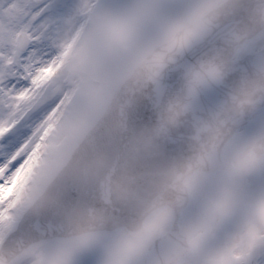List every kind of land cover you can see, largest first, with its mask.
Here are the masks:
<instances>
[{
  "label": "water",
  "instance_id": "obj_1",
  "mask_svg": "<svg viewBox=\"0 0 264 264\" xmlns=\"http://www.w3.org/2000/svg\"><path fill=\"white\" fill-rule=\"evenodd\" d=\"M240 2L248 12L235 20L239 27L250 23L252 12L264 5V0H228V14L210 12L132 71L67 164L2 243L1 263H9L33 243L53 238L121 228L130 238H141L143 222L152 212L168 207L177 217L186 206V177L198 169H223L224 144L264 104L261 55L247 57L229 70L231 54H224L216 62L221 68L217 72L202 71L205 57L193 61L191 56L209 53H203L207 39L200 35L212 34L232 20ZM250 35L239 34L232 46ZM17 47L25 50V34L18 36ZM255 66L260 70H250ZM259 150L264 152V141L257 145ZM176 221L149 245L144 264H175L186 254Z\"/></svg>",
  "mask_w": 264,
  "mask_h": 264
},
{
  "label": "rangeland",
  "instance_id": "obj_2",
  "mask_svg": "<svg viewBox=\"0 0 264 264\" xmlns=\"http://www.w3.org/2000/svg\"><path fill=\"white\" fill-rule=\"evenodd\" d=\"M181 7V0H0V243L148 48L180 26ZM21 31L29 48L15 57ZM154 33L158 38L140 40ZM244 132L225 146V163L245 161ZM170 219L168 209L155 212L139 240L118 230L41 242L10 264H142L146 246ZM231 233L194 242L181 264L215 263L223 255L227 261ZM247 247H235V264L248 260Z\"/></svg>",
  "mask_w": 264,
  "mask_h": 264
},
{
  "label": "flooded vegetation",
  "instance_id": "obj_3",
  "mask_svg": "<svg viewBox=\"0 0 264 264\" xmlns=\"http://www.w3.org/2000/svg\"><path fill=\"white\" fill-rule=\"evenodd\" d=\"M223 1L213 0L211 7L199 10L200 15ZM185 12L183 23L187 22L188 9ZM261 17L264 20V7ZM256 39L261 42V47L264 46V30ZM253 47L255 45L244 44L236 49V54L254 52L255 50L251 51ZM246 129V161L242 163L243 166L232 170L226 177H205L201 181H194L189 188L190 202L181 217L180 230L191 245V251L194 242L213 243L212 240L217 239L220 233L233 232L229 237L234 247L226 254L227 261L223 255L215 263L208 264H235V246L244 243L249 246L247 263L264 264V212L254 204L250 206L251 203L247 201L252 195L260 199L259 192L264 194V155L255 157L252 154L255 142L263 136L264 107L250 118ZM239 174L244 177H237ZM239 181L250 184L241 188ZM237 207L241 209L238 210ZM239 213L240 216L237 217ZM221 246H228L226 238L221 241Z\"/></svg>",
  "mask_w": 264,
  "mask_h": 264
},
{
  "label": "bare ground",
  "instance_id": "obj_4",
  "mask_svg": "<svg viewBox=\"0 0 264 264\" xmlns=\"http://www.w3.org/2000/svg\"><path fill=\"white\" fill-rule=\"evenodd\" d=\"M203 3L206 5L208 3V0L203 1ZM7 181V179L5 178V182Z\"/></svg>",
  "mask_w": 264,
  "mask_h": 264
}]
</instances>
